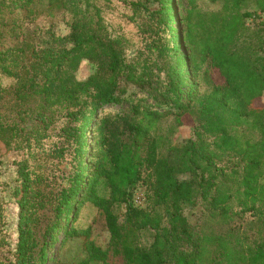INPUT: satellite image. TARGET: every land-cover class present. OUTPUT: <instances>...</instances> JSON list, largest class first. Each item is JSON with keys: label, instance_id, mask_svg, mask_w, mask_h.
<instances>
[{"label": "trees", "instance_id": "obj_1", "mask_svg": "<svg viewBox=\"0 0 264 264\" xmlns=\"http://www.w3.org/2000/svg\"><path fill=\"white\" fill-rule=\"evenodd\" d=\"M116 1L129 7L127 20L137 29L139 46L131 53L130 39L107 32L96 0H47L50 10L69 14L68 32H48L39 41L25 36L26 17H20L32 13L34 0H0V145L36 157L32 151L41 149L55 120H65L60 148L36 157L34 166L17 163L15 261L0 258V264H46L47 244L38 248L36 237L41 213L54 206L55 219L68 223L84 203L103 218L124 264H264V22L255 23L264 0H211L221 8L210 12L191 6L184 32L172 28L173 0ZM250 2L255 11H248ZM82 61L95 72L77 80ZM121 84L136 87L153 105L121 98ZM122 102L128 110L105 112ZM169 117L172 128H192L193 139L173 146L160 127ZM63 149L76 166L62 188L61 181L55 187L49 169L57 162L49 157L58 160ZM142 182L146 206L138 209L131 197ZM198 202L223 222L249 213L258 239L234 229L196 237L182 209ZM123 204L119 223L114 209ZM150 231L151 242L140 246L137 234ZM63 232L64 239L85 238L78 264L106 262L108 250L87 231L63 226Z\"/></svg>", "mask_w": 264, "mask_h": 264}, {"label": "rangeland", "instance_id": "obj_2", "mask_svg": "<svg viewBox=\"0 0 264 264\" xmlns=\"http://www.w3.org/2000/svg\"><path fill=\"white\" fill-rule=\"evenodd\" d=\"M133 1V0H129ZM95 3V0H94ZM98 5H101L103 10V17L107 26V32L112 36L124 34L130 39L134 48L130 49L131 53L139 46V38L136 35V27L133 23H129L127 18L131 15L129 7L123 5L121 2L111 0L109 4L105 5L102 0H96ZM175 7L176 25L173 24L172 28L179 31L186 30V18L187 13L191 10V6H194L196 10L201 11H217L221 8L220 2H211V0H192V4L189 5L187 0H173ZM155 6V5H154ZM153 6V7H154ZM248 11H255L252 7V3L248 4ZM32 13L28 11H21L20 17H26L23 21V29L25 36H35L36 40H43L48 37V32L57 36H65L68 32L66 26L70 20L68 13L58 12L55 9L50 10L47 4V0H34L30 6ZM195 11L192 12V17L195 16ZM264 22V13L257 11L255 23ZM249 24H253V19L247 21ZM179 61L183 65L184 55L183 52L179 55ZM184 70V66L182 67ZM95 72V66L82 61L75 71V78L77 80H85L89 75ZM215 81L219 78L216 75L212 76ZM10 80L4 79L3 83L8 84ZM199 91H205L206 87L204 83L198 78ZM122 89L126 91V94L121 98H127L132 96V101L143 100V104L153 105V101L149 99L145 94L139 91L136 87L131 85H120ZM262 102L264 103V93L262 96ZM127 109L129 105L127 102H122L119 106H111L105 109V112H118L120 109ZM64 119H56L54 124L49 129V137L44 140L40 150H33L32 154L35 156H46L54 148H60L62 139L60 138L59 128L64 124ZM160 127L164 133L169 135L170 142L173 146H179L188 139H193V129L190 127L172 128V118H167L160 123ZM172 130V131H171ZM171 131V132H170ZM88 142L92 146V136L88 135ZM66 148V147H64ZM63 154L59 159L49 157L50 162L56 163L53 169H49L52 177L57 181L55 187L62 182V188L66 186L65 178L75 170L76 163L73 161L71 153L63 149ZM31 153V152H30ZM89 153V152H88ZM32 155H24L23 157L18 155L16 151H4L0 145V240L4 239L5 243L0 246V258L6 259L7 262L15 261V248L18 240V218L19 209L16 203V199L13 196L14 188L17 186V163L21 160H27L28 165L34 166L38 162V158ZM85 165H88L87 160ZM181 179H187V176H181ZM145 181L147 179L145 178ZM59 182V183H58ZM139 191L146 193L145 183H139L136 187ZM135 189V190H136ZM55 207H49L41 213V221L36 230V237L38 239V248H40L43 242L47 244V262L46 264H78L85 259L84 252V236L77 235L76 237L64 239L63 226L73 228L78 233L87 231L89 239L103 250H108V258L104 264H124L122 256L119 253H115L113 246L110 243V236L105 227L103 218L98 213L97 209L91 206L89 203H84L78 208L77 217L74 221L66 223L62 221L60 217L55 219ZM126 205H119L115 207L114 211L118 216L119 223H123L125 220ZM237 210V209H236ZM182 214L186 218L190 231L197 237L205 233H219L228 232L234 229L235 232H243L250 240L254 241L258 239L259 228L249 213L244 214L242 218L233 217L232 220L223 222L215 214L206 209L205 204L198 202L194 206L184 207ZM61 220V221H60ZM72 221V222H71ZM59 224L60 229L54 232L53 227ZM50 228V229H48ZM48 229V231H47ZM152 240V233L140 232L137 234L136 241L140 246L147 245ZM178 248L187 250L188 247L185 244H178Z\"/></svg>", "mask_w": 264, "mask_h": 264}, {"label": "built area", "instance_id": "obj_3", "mask_svg": "<svg viewBox=\"0 0 264 264\" xmlns=\"http://www.w3.org/2000/svg\"><path fill=\"white\" fill-rule=\"evenodd\" d=\"M131 202L135 208L143 209L146 206L145 193L139 191L138 189L134 190L131 197Z\"/></svg>", "mask_w": 264, "mask_h": 264}]
</instances>
